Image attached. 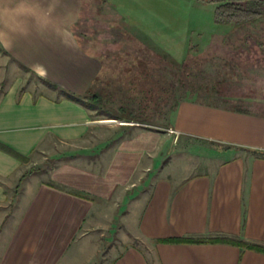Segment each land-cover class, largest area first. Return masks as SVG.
Masks as SVG:
<instances>
[{
    "label": "crops",
    "instance_id": "obj_1",
    "mask_svg": "<svg viewBox=\"0 0 264 264\" xmlns=\"http://www.w3.org/2000/svg\"><path fill=\"white\" fill-rule=\"evenodd\" d=\"M82 11V0H0V264H90L99 247L83 238L88 222L133 185L148 191L127 228L132 242L103 264H264V253L211 242L264 247L262 115L185 101L169 124L177 137L128 128L103 166L37 167L99 124L78 101L103 67L75 31ZM170 137L222 148L221 161L205 173H156ZM184 239L206 242H170Z\"/></svg>",
    "mask_w": 264,
    "mask_h": 264
},
{
    "label": "rangeland",
    "instance_id": "obj_2",
    "mask_svg": "<svg viewBox=\"0 0 264 264\" xmlns=\"http://www.w3.org/2000/svg\"><path fill=\"white\" fill-rule=\"evenodd\" d=\"M82 1L75 31L103 65L90 93L100 96L91 102L100 125L78 144L58 148L59 156L39 157L44 164L38 168L78 159L103 166L128 128L166 134L173 110L185 101L264 116V2L242 4L259 17L216 25L221 0ZM163 149L156 173L164 168L178 177L205 173L221 161L222 148L199 140L170 137ZM145 179L138 178L141 184ZM147 191L133 185L93 214L83 237L99 247L90 264H103L113 249L120 252L132 242L127 228L135 226Z\"/></svg>",
    "mask_w": 264,
    "mask_h": 264
},
{
    "label": "trees",
    "instance_id": "obj_3",
    "mask_svg": "<svg viewBox=\"0 0 264 264\" xmlns=\"http://www.w3.org/2000/svg\"><path fill=\"white\" fill-rule=\"evenodd\" d=\"M256 1H259L261 3L264 2V0H256ZM244 2L246 1L244 0H221L219 1V5L216 8L215 13H214V23L216 25H230L234 22L237 23L241 19H244V18L259 17V15H261L259 14V12H255L253 10L248 9V7H244V6L242 7V4H244ZM89 96H87L86 98L79 99L78 101L88 105L89 107H93V103L98 102L100 96L92 95L90 96L91 98H89ZM178 106L179 104L177 105V107ZM176 109L173 110V113L176 111ZM261 155L264 156V154H261ZM34 173H36V170H31L25 173L21 177L19 185L17 186V192L20 189L22 182L27 177H29L30 175ZM170 242L171 243H205L206 241L184 239L180 241H170ZM211 242L213 243L221 242V243L233 244L241 248H246V249H250L253 251L264 253V247L258 246V245L247 244L239 240H233V239H227V238H216V239L211 240Z\"/></svg>",
    "mask_w": 264,
    "mask_h": 264
},
{
    "label": "built area",
    "instance_id": "obj_4",
    "mask_svg": "<svg viewBox=\"0 0 264 264\" xmlns=\"http://www.w3.org/2000/svg\"><path fill=\"white\" fill-rule=\"evenodd\" d=\"M127 125H130V124H127ZM166 131H167L169 134H171V135H175V136L177 137V133H176L175 130L169 128V129H167Z\"/></svg>",
    "mask_w": 264,
    "mask_h": 264
}]
</instances>
